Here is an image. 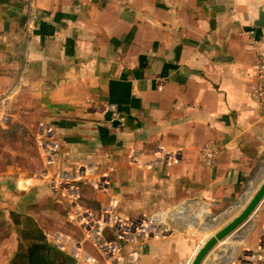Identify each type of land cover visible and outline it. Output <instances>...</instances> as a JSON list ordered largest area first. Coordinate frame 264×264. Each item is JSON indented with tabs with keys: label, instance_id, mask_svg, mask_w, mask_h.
<instances>
[{
	"label": "crops",
	"instance_id": "1",
	"mask_svg": "<svg viewBox=\"0 0 264 264\" xmlns=\"http://www.w3.org/2000/svg\"><path fill=\"white\" fill-rule=\"evenodd\" d=\"M26 3L0 0V264H13L29 218L74 264L91 263L79 236L50 226L63 217L62 201L44 185H24L42 166L41 126L55 130L63 172L92 164L111 169V182L120 174L138 178L141 191L153 184L158 210L188 201L208 225L236 217L242 195L247 200L264 176V118L250 97L255 61L264 55V26L257 25L264 0ZM114 119L119 126L110 125ZM29 121L37 155L30 170L11 144L12 131L29 129ZM208 142L220 146L211 169L200 164ZM159 148L178 151L179 160L156 166ZM95 193L98 209L112 198L120 203L115 194ZM249 221L236 247L226 240L202 264H220L233 252L264 255V201ZM189 232L148 242L138 264H184L210 233Z\"/></svg>",
	"mask_w": 264,
	"mask_h": 264
},
{
	"label": "built area",
	"instance_id": "2",
	"mask_svg": "<svg viewBox=\"0 0 264 264\" xmlns=\"http://www.w3.org/2000/svg\"><path fill=\"white\" fill-rule=\"evenodd\" d=\"M26 2L30 7L32 0ZM254 71L257 83L250 97L256 105L260 118H264V55H257ZM158 89L161 87L158 86ZM54 133L52 126H41L40 132L35 135L42 166L25 181L24 185L28 187L44 185L55 200L62 201L65 206L66 222L78 232L79 242L82 243L85 252L91 256L90 264H138V255L152 240L164 239L178 232V229H184L185 232L189 229L196 232L210 231L201 228L204 226L201 219L203 209L192 208L188 201L150 213L138 212L135 215L124 214L117 198H112L109 206L103 209L86 207L82 202L81 185L87 186L94 192L108 194L112 170L99 171L94 165L86 164L76 167L71 173L63 172L57 166L61 149ZM219 152V145L212 142L204 144L200 149V164L211 169ZM179 158L178 151L159 148L152 153L151 159L157 161L156 166H170ZM193 216L197 217L196 220L199 222L190 226V219ZM207 237L198 240L194 249L195 254ZM54 247L64 252L59 245ZM262 252L263 250L251 251L241 258L237 252H233L231 257L226 259L220 257L217 261L220 264H264ZM193 257L184 264H190Z\"/></svg>",
	"mask_w": 264,
	"mask_h": 264
},
{
	"label": "rangeland",
	"instance_id": "3",
	"mask_svg": "<svg viewBox=\"0 0 264 264\" xmlns=\"http://www.w3.org/2000/svg\"><path fill=\"white\" fill-rule=\"evenodd\" d=\"M16 128L17 130L12 131V134L16 133V141H13L11 143L12 148H17V149H14L16 150L15 154L17 155L16 160L19 163L22 160L24 162H27L26 165L27 166L29 165V170H30L35 166L37 162V155L34 149V136H33L34 126H32V123L29 121V129L25 130L21 127H16ZM2 135H3L2 139L9 141L8 138H5L4 136L5 133ZM10 137H12L11 134H10ZM115 176L116 175L113 176L114 180L111 182V186H110L111 189L109 190V194L111 195L115 194L119 198L120 205L126 212L131 213V214L138 213V212L150 213V212H153L159 209L157 206L154 205V201H155L154 192L156 190V187L153 184H145V185H149L148 188L144 189V191H141V190H138V188H136V184H138L139 182L138 178L136 179V182L132 180L130 182L125 180L128 182V186H127V183H125L124 180L123 181L121 180L120 174L118 178H115ZM96 195L97 194L90 188L85 189L83 192V204L88 208L98 209L100 206V203L96 200ZM252 196H249L247 200H244V199L242 200V198L244 197V194H243L240 199V202H238L235 209L239 210V213H240L244 209V207L247 205V203L250 201ZM61 214L64 217V219L61 216H59L57 219L55 218V220L54 218H51V219L49 218L51 221L50 222L51 228L53 230H62L63 232L68 233L71 236L73 235L74 237H78L79 236L78 232L65 222V211L63 213H60V215ZM219 222H220L219 218L217 217V219L214 221V225H217ZM220 225L216 226V228L219 227L218 229H215V227L210 229V233L207 235L208 238L211 235H213L215 232L219 231L224 225H226V222L223 220L222 223H220ZM178 230L182 231L181 229H178ZM244 230L245 228L243 229V231L241 230L242 232L241 231L238 232V235L234 237L235 239L233 238L234 240L232 241V243L237 242L238 240L236 239L239 236L241 238V235L242 233H244ZM189 231H190L189 233H193V232L196 233V231L194 230L192 231L191 229H189ZM199 232L204 233L202 231H199ZM245 237L242 238L241 240L243 241ZM230 251H227L226 253ZM65 264H74V263L70 259L67 258Z\"/></svg>",
	"mask_w": 264,
	"mask_h": 264
},
{
	"label": "trees",
	"instance_id": "4",
	"mask_svg": "<svg viewBox=\"0 0 264 264\" xmlns=\"http://www.w3.org/2000/svg\"><path fill=\"white\" fill-rule=\"evenodd\" d=\"M81 189L84 192L88 187L81 185ZM27 223V229L20 233L19 251L13 264H65L66 254L48 244L44 233L32 219L29 218Z\"/></svg>",
	"mask_w": 264,
	"mask_h": 264
},
{
	"label": "water",
	"instance_id": "5",
	"mask_svg": "<svg viewBox=\"0 0 264 264\" xmlns=\"http://www.w3.org/2000/svg\"><path fill=\"white\" fill-rule=\"evenodd\" d=\"M259 26H264V15L261 14L257 23ZM119 121L114 119L110 122L112 127L119 126ZM264 201V181L259 186L255 194L250 201L244 207V209L233 219H231L226 225H224L219 231L211 235L196 252L190 264H202L208 254L220 243L229 240L233 241L236 237V233L243 226L247 224L256 209ZM219 224V223H218ZM214 225V226H218ZM213 227V226H212ZM210 227L209 229H211Z\"/></svg>",
	"mask_w": 264,
	"mask_h": 264
},
{
	"label": "bare ground",
	"instance_id": "6",
	"mask_svg": "<svg viewBox=\"0 0 264 264\" xmlns=\"http://www.w3.org/2000/svg\"><path fill=\"white\" fill-rule=\"evenodd\" d=\"M258 170H259V169H258ZM262 173H263V170H261L260 172H258V174H257L256 176H259V175H261ZM254 179H255V178H254ZM254 179H253V180H254ZM253 180H252V182H253ZM259 181H262V182H263V181H264V176H263L262 179H261L260 176H259ZM252 182H251V183L249 182V183H250L249 186H252ZM262 182H261V184H262ZM249 183H248V184H249ZM261 184H260V185H261ZM260 185L256 186L257 188L253 191V193H252L250 196H252V195L255 194L254 192L259 188ZM246 188L248 189V187H246ZM246 192H247V190H245L244 193H246ZM198 208H200V207H198ZM201 209H202V208H201ZM207 213H208V215H209V212H208V211H207ZM201 215H202V216H201L202 219L205 218V212H204V211H203V212L201 211ZM210 216H212V215L210 214ZM214 216H215V215H214ZM196 219H197V217H195V216L191 217V219H190V220H191V222H190V226H194L196 222H199V221H197ZM195 220H196V221H195ZM205 220H206V219H204V223H205V224L202 223L204 226H202L201 228H205V229L207 228V229H209L210 227L214 226V225H208L207 222H209V221H205ZM193 222H194V223H193ZM207 229H206V230H207ZM204 231H205V230H204ZM204 231L202 230V232H204ZM236 240H238V241L235 242V243H232V244L235 245V247H236V245H238V244L240 243V240H239V239H236ZM230 248H231V247H230ZM230 248H229V249H230Z\"/></svg>",
	"mask_w": 264,
	"mask_h": 264
}]
</instances>
